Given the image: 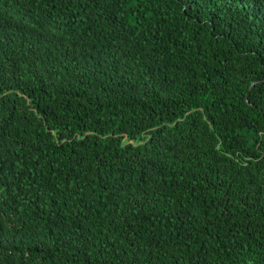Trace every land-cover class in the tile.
<instances>
[{
	"label": "trees",
	"instance_id": "trees-1",
	"mask_svg": "<svg viewBox=\"0 0 264 264\" xmlns=\"http://www.w3.org/2000/svg\"><path fill=\"white\" fill-rule=\"evenodd\" d=\"M0 264H264V0H0Z\"/></svg>",
	"mask_w": 264,
	"mask_h": 264
}]
</instances>
